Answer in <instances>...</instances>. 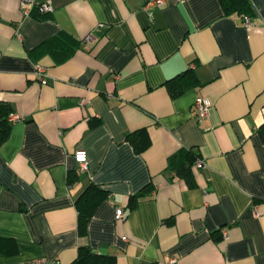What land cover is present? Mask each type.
Listing matches in <instances>:
<instances>
[{
	"label": "crops",
	"instance_id": "obj_1",
	"mask_svg": "<svg viewBox=\"0 0 264 264\" xmlns=\"http://www.w3.org/2000/svg\"><path fill=\"white\" fill-rule=\"evenodd\" d=\"M148 1L33 0L50 5L40 14L0 0V100L19 116L0 144V236L15 244L0 264H69L79 246L115 264H264V0L249 25L219 0ZM59 32L80 41L68 59L29 54ZM182 72L195 83L172 95ZM196 96L211 101L201 119ZM142 127L136 153L125 133ZM179 148L202 160L193 185L167 167ZM90 183L108 197L80 235Z\"/></svg>",
	"mask_w": 264,
	"mask_h": 264
},
{
	"label": "trees",
	"instance_id": "obj_2",
	"mask_svg": "<svg viewBox=\"0 0 264 264\" xmlns=\"http://www.w3.org/2000/svg\"><path fill=\"white\" fill-rule=\"evenodd\" d=\"M223 12L231 14L237 12L242 17L251 14L253 7L249 0H219ZM80 41L75 40L67 33L58 34L47 38L29 50L31 55L47 53L52 56L55 63H61L68 59ZM185 72L166 80V86L172 95H175L195 83L192 73L185 75ZM12 112L10 104L0 100V144L9 135L11 122L8 114ZM125 140L128 141L136 153H140L150 145V137L146 128H138L125 133ZM198 153L192 148H179L168 157L167 167L173 170L179 178H183L188 185H193L192 169L197 168L194 163ZM143 191L132 195L133 200L142 195ZM108 197V192L95 183L88 184L78 195L74 204L77 210V232L85 235L88 230V223L94 209ZM15 249L14 241L11 238L0 236V252L8 253ZM69 264H115V259L109 254H102L92 250L88 246H79L76 257Z\"/></svg>",
	"mask_w": 264,
	"mask_h": 264
},
{
	"label": "built area",
	"instance_id": "obj_3",
	"mask_svg": "<svg viewBox=\"0 0 264 264\" xmlns=\"http://www.w3.org/2000/svg\"><path fill=\"white\" fill-rule=\"evenodd\" d=\"M164 0H149L147 4H161L163 3ZM20 3L23 7L24 12H28V7L27 5H35L39 11L40 14H45L48 11L51 10L50 5L46 2H41L38 4H34L33 0H20ZM244 22L246 25H249V17L244 16ZM91 35L88 34L84 37V41H88L91 39ZM37 71L38 74L42 73V67L37 65ZM193 109L195 111V115L197 116L198 119H201L208 115L210 113V107H211V101L208 98H205L203 96H196L193 103H192ZM19 119V116L13 112H10L8 114V120L10 122H14L15 120ZM75 157L78 160V170H85L88 167L86 155L83 150L78 149L75 152ZM83 157V158H81ZM194 165L196 167H200L202 165V160L198 157L195 160ZM115 218H120L122 217V211L119 207H116L115 212H114ZM225 230H222V234L225 235ZM9 264H50V259L45 256H35L31 257L22 261H16L12 262ZM153 264H177L175 258H169L167 261H155Z\"/></svg>",
	"mask_w": 264,
	"mask_h": 264
},
{
	"label": "snow or ice",
	"instance_id": "obj_4",
	"mask_svg": "<svg viewBox=\"0 0 264 264\" xmlns=\"http://www.w3.org/2000/svg\"><path fill=\"white\" fill-rule=\"evenodd\" d=\"M81 158H83V157H81Z\"/></svg>",
	"mask_w": 264,
	"mask_h": 264
}]
</instances>
